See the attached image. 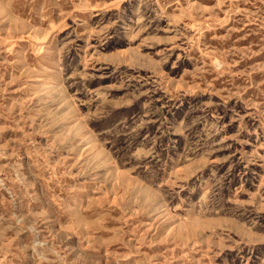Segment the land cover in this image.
Wrapping results in <instances>:
<instances>
[{
    "label": "rangeland",
    "instance_id": "obj_1",
    "mask_svg": "<svg viewBox=\"0 0 264 264\" xmlns=\"http://www.w3.org/2000/svg\"><path fill=\"white\" fill-rule=\"evenodd\" d=\"M0 264H264V0H0Z\"/></svg>",
    "mask_w": 264,
    "mask_h": 264
},
{
    "label": "bare ground",
    "instance_id": "obj_2",
    "mask_svg": "<svg viewBox=\"0 0 264 264\" xmlns=\"http://www.w3.org/2000/svg\"><path fill=\"white\" fill-rule=\"evenodd\" d=\"M38 39V38H37Z\"/></svg>",
    "mask_w": 264,
    "mask_h": 264
}]
</instances>
